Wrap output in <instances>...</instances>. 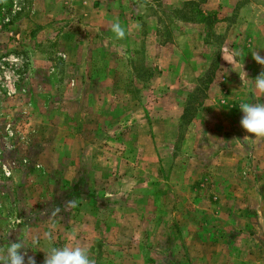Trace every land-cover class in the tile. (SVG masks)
I'll return each mask as SVG.
<instances>
[{
  "label": "rangeland",
  "instance_id": "1",
  "mask_svg": "<svg viewBox=\"0 0 264 264\" xmlns=\"http://www.w3.org/2000/svg\"><path fill=\"white\" fill-rule=\"evenodd\" d=\"M225 49L264 71V0H0V255L264 264V140L238 108L264 98Z\"/></svg>",
  "mask_w": 264,
  "mask_h": 264
},
{
  "label": "clouds",
  "instance_id": "2",
  "mask_svg": "<svg viewBox=\"0 0 264 264\" xmlns=\"http://www.w3.org/2000/svg\"><path fill=\"white\" fill-rule=\"evenodd\" d=\"M136 28H139L138 24ZM111 31L117 39H123L125 36V29L118 20L111 24ZM239 56V51L225 49V54L222 55V58L232 66V69L238 66L240 69V74L238 75L241 82L251 84L256 96L264 98V71L255 79H249L247 73L244 71L242 61L237 59ZM252 59L258 65L264 66V57L260 56L258 51L252 53ZM238 108L242 113V118L239 122L240 127L249 134L243 140H264V102H244ZM75 206L76 200L66 201L64 205L65 210ZM57 212H59L58 208L54 211L53 215ZM44 236L49 240L52 239L50 232L44 233ZM72 239H75V237H72ZM24 248L25 245L22 241L8 244L6 254L0 255V264H25L26 252L22 251ZM43 252L45 253L43 264H95V260L91 257L87 246L80 244L51 247L48 251ZM26 264H35V261L32 257H28Z\"/></svg>",
  "mask_w": 264,
  "mask_h": 264
}]
</instances>
